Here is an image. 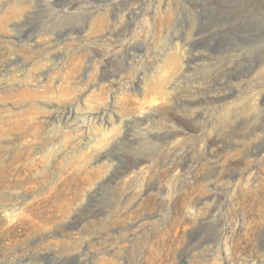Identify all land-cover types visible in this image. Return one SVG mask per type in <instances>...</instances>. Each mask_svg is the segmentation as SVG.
<instances>
[{
	"label": "rangeland",
	"instance_id": "374dc122",
	"mask_svg": "<svg viewBox=\"0 0 264 264\" xmlns=\"http://www.w3.org/2000/svg\"><path fill=\"white\" fill-rule=\"evenodd\" d=\"M8 84L0 264H264V0H0Z\"/></svg>",
	"mask_w": 264,
	"mask_h": 264
},
{
	"label": "bare ground",
	"instance_id": "6f19581e",
	"mask_svg": "<svg viewBox=\"0 0 264 264\" xmlns=\"http://www.w3.org/2000/svg\"><path fill=\"white\" fill-rule=\"evenodd\" d=\"M22 82L28 83L27 80H24V81L22 80ZM0 91H2V94L4 96H6V95L10 96V95L14 94L13 96L17 99L13 102L14 104L24 102L27 95H32V96L38 95L35 91L29 90V89L15 88L11 84L6 85L5 87H1ZM35 110L36 109H33L31 111V110L27 109L28 115H25L23 110L20 109L17 113H14V114L9 115L7 117V119H9V120H15L16 121L14 126H12L9 131L15 130L17 132H20L23 137L26 135L30 137V139H27L26 144H25V146H27V147L33 146L34 144L40 143L42 141L41 136H40V129H41L43 123L40 121H35L32 118L33 114L36 112ZM82 113H83L82 111H78L76 108H73L72 110H69V111L60 112L58 120L60 122L63 121L64 123L68 124L71 121L78 119L79 116H82L81 115ZM102 119H103V117H102ZM2 120L4 121V119H2ZM2 120L0 118V122H2ZM0 134H1V130H0ZM74 172L75 173L72 176L74 178H79L80 174L85 175L87 178H89L93 174V170H87L86 171L85 168L78 169L77 171H74ZM76 173H79V174L76 175ZM42 177L43 176L40 175L41 179H42ZM89 180H90V178H89ZM150 198L152 199V197H150ZM147 201H148V199H147Z\"/></svg>",
	"mask_w": 264,
	"mask_h": 264
}]
</instances>
